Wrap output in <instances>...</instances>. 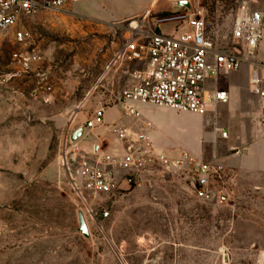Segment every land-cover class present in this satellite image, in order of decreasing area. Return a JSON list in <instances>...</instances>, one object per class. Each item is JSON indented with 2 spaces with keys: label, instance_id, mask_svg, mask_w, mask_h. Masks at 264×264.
<instances>
[{
  "label": "rangeland",
  "instance_id": "rangeland-1",
  "mask_svg": "<svg viewBox=\"0 0 264 264\" xmlns=\"http://www.w3.org/2000/svg\"><path fill=\"white\" fill-rule=\"evenodd\" d=\"M241 7L262 14L264 43V0H157L153 12L194 18L201 12L204 36L221 50ZM121 23L78 17L70 10L43 11L23 23V43L11 33L0 37V264H264V174L231 170L229 200L222 205L199 201L181 174L158 166L113 195H77L71 189L68 174L73 176L74 169L65 165L63 154L73 147L91 151L97 146L119 152L112 127L132 122L123 110L112 108L106 112L113 126L107 125L105 141L100 133L101 143L94 146L95 132H90L105 126L103 119L71 139L75 126L94 109L119 105L114 99L128 81L122 72L134 67L122 60L112 64L123 44L116 28ZM159 30L172 36L175 25ZM31 50L44 57V81L22 72L13 60L15 53ZM260 58L261 42L252 65L264 66ZM216 83L222 88L225 77ZM225 119L226 112L217 111L210 116L187 113L179 121L201 133L204 125L210 130ZM213 148L203 142L201 158L180 145L175 150L208 163Z\"/></svg>",
  "mask_w": 264,
  "mask_h": 264
},
{
  "label": "built area",
  "instance_id": "built-area-1",
  "mask_svg": "<svg viewBox=\"0 0 264 264\" xmlns=\"http://www.w3.org/2000/svg\"><path fill=\"white\" fill-rule=\"evenodd\" d=\"M82 1L88 0H0V37L11 33L16 43H23L26 40L23 23L27 18L43 11L63 13ZM197 16L156 14L149 9L116 26L122 33L123 44L112 64L122 60L134 67L122 72L128 81L114 102L120 105L127 101L144 103L204 116L209 108L228 101L227 93L217 90L213 82L221 73L237 72L244 65L254 66L252 58L262 40L263 16L249 7L238 9L228 43L221 50L212 48L204 36L201 12ZM164 24L175 25L172 36L160 32ZM181 24L186 26L178 34ZM13 60L22 72L36 74L42 81L47 79L41 74L44 57L40 51H20L13 55ZM260 96L264 104V88ZM81 110L82 103L75 107L69 126ZM103 111V108L94 109L91 118L76 125L74 130L80 129L83 134L85 129H92L93 121H100ZM123 111L133 123L139 121L140 114L134 107L126 106ZM145 128L144 124L135 131L113 126L120 145L117 155L105 153L98 147L88 152L73 147L65 152L62 156L65 165L74 169L73 176L68 174L73 192L86 196L113 195L124 191V184L130 187L147 168L158 166L181 174L199 201L209 205L228 202L231 170L187 154L178 159L168 158L148 141ZM221 137L225 138L226 133L222 132Z\"/></svg>",
  "mask_w": 264,
  "mask_h": 264
},
{
  "label": "crops",
  "instance_id": "crops-1",
  "mask_svg": "<svg viewBox=\"0 0 264 264\" xmlns=\"http://www.w3.org/2000/svg\"><path fill=\"white\" fill-rule=\"evenodd\" d=\"M156 1L88 0L71 5L70 11L78 17H87L106 24H117L139 17L147 10L153 9ZM74 6H78L77 11L73 10ZM261 44L264 45L262 41ZM261 60L264 62V59ZM220 75L226 79V84L222 88L216 83ZM218 77L214 80L213 86L217 90L226 92L228 101L209 108L204 116L224 111L226 119L222 121V124L214 122L210 130L204 125L200 133L199 128L186 127L179 121V118L187 113L140 103H125L103 111L102 119L106 125L102 126L101 124L99 128L89 130L95 132V139L92 140V143L95 144L94 146L101 143L102 138L98 137L100 133L105 141V135L109 128L107 125L113 126L111 121H107L105 118L109 109L123 110L126 106H132L139 112L136 108L139 106L142 108V111L139 112V121L137 123L132 121L126 128L135 131L142 124L146 125L144 131L148 141L153 147L161 149V152L165 151L164 154L166 153L167 156L169 154L171 158L178 157L175 147L180 145L195 155V158H201V144L203 142L213 143L214 148L208 163L229 170L264 174V104L260 96L264 88V66H242L237 72L221 73ZM98 121L95 120V127ZM139 122L141 124L137 126ZM150 126H156V128L152 129ZM222 132L226 133L225 138L221 137ZM108 135L111 134L108 133ZM113 139L117 141L115 138ZM113 147L107 146L104 152L109 151L108 154L111 155L119 154L120 152ZM84 150L85 152L89 151L85 148Z\"/></svg>",
  "mask_w": 264,
  "mask_h": 264
},
{
  "label": "water",
  "instance_id": "water-1",
  "mask_svg": "<svg viewBox=\"0 0 264 264\" xmlns=\"http://www.w3.org/2000/svg\"><path fill=\"white\" fill-rule=\"evenodd\" d=\"M82 135V130H77V131H75L73 134H72V136H71V139H72V141L74 140V139H76L77 137H80ZM106 216V214H103L102 216H101V218H103V217H105ZM80 230H81V232L84 234V235H86V230H85V227H84V225H83V223H81L80 224Z\"/></svg>",
  "mask_w": 264,
  "mask_h": 264
},
{
  "label": "bare ground",
  "instance_id": "bare-ground-1",
  "mask_svg": "<svg viewBox=\"0 0 264 264\" xmlns=\"http://www.w3.org/2000/svg\"><path fill=\"white\" fill-rule=\"evenodd\" d=\"M76 4V3H75ZM152 11H153V9H152ZM126 103H134V102H130V101H127ZM140 104H144V103H140ZM146 105H148V104H146ZM152 106V105H151ZM157 107V106H156ZM163 108H166V107H163ZM168 109H170V108H168ZM172 110V109H171ZM174 111V110H173ZM177 112V111H176ZM179 112H186V111H179ZM188 113V112H187ZM191 114V113H190ZM198 116H200V115H198ZM93 124H94V127H95V120L93 121ZM93 127V128H94ZM92 128V129H93ZM91 130V129H90Z\"/></svg>",
  "mask_w": 264,
  "mask_h": 264
}]
</instances>
